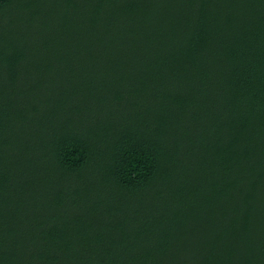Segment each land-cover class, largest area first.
<instances>
[{
  "label": "trees",
  "instance_id": "1",
  "mask_svg": "<svg viewBox=\"0 0 264 264\" xmlns=\"http://www.w3.org/2000/svg\"><path fill=\"white\" fill-rule=\"evenodd\" d=\"M20 6L0 0V264H264V0H89L70 75L66 39L15 40Z\"/></svg>",
  "mask_w": 264,
  "mask_h": 264
},
{
  "label": "rangeland",
  "instance_id": "2",
  "mask_svg": "<svg viewBox=\"0 0 264 264\" xmlns=\"http://www.w3.org/2000/svg\"><path fill=\"white\" fill-rule=\"evenodd\" d=\"M88 1L89 0H73V4L67 5L62 0H20V9L16 11L15 18L10 19V26L12 28L15 27L17 30L15 40L18 42L22 39L19 34L20 30V32L23 34L24 42L27 41L33 44L34 50L38 51L42 49V44L46 43L47 41L55 44L57 41L60 42L62 39H66L68 41V74L70 75L71 66L76 64L75 60L77 59L71 56L69 46L72 43L75 44L80 42L79 39L75 37V35L77 32H84V30L76 16H73L72 22H68V17L73 12L85 13L84 8H86ZM105 6L109 7V4H105ZM104 10L105 12L109 13L108 9L104 8ZM31 17L38 20L41 19L44 24L43 27L41 28L33 26L29 21ZM26 19L29 23L24 24L22 20ZM64 45L67 44L64 43ZM63 66L65 67L67 64H64ZM64 77L66 78V74H64ZM76 77L73 79L68 77V106H71L76 99L71 91V86L76 82ZM53 78L60 79L63 78V75L58 71V69H55L52 71V79ZM215 86L216 85L212 83L211 87L208 88L209 90L206 91L208 96H211V89H213ZM191 95L199 96L194 92L191 93ZM215 108H224V105L219 103ZM256 149L257 147L254 144L253 151L255 152V157H252L250 161L258 160V152ZM243 162H247V159L243 160Z\"/></svg>",
  "mask_w": 264,
  "mask_h": 264
}]
</instances>
